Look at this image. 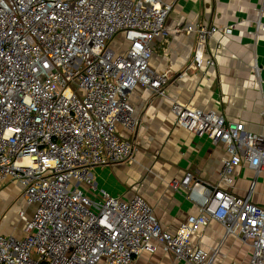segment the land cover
<instances>
[{
	"label": "built area",
	"instance_id": "2783aa9c",
	"mask_svg": "<svg viewBox=\"0 0 264 264\" xmlns=\"http://www.w3.org/2000/svg\"><path fill=\"white\" fill-rule=\"evenodd\" d=\"M171 10L166 0H0V183L19 182L25 204L17 214L22 235L0 233V264H132L159 249L185 264H216L221 246L192 242L211 221L224 229L221 243L232 236L247 248L245 260L228 264H264V208L249 193L222 188L232 186L243 162L254 172L252 183L264 172V134L173 102L176 124L227 153L217 183L190 172L170 182L199 211L174 232L161 228L139 194L111 196L92 178L93 166L131 157L130 141L117 132L118 125L131 131L137 123L128 92L141 86L163 94L169 82L149 59L152 41L168 34ZM234 27L174 28L196 37L185 71L212 66L207 41ZM248 33L264 37L259 17ZM119 35L120 51L110 46ZM262 71L253 65L259 83Z\"/></svg>",
	"mask_w": 264,
	"mask_h": 264
},
{
	"label": "crops",
	"instance_id": "0c3cea01",
	"mask_svg": "<svg viewBox=\"0 0 264 264\" xmlns=\"http://www.w3.org/2000/svg\"><path fill=\"white\" fill-rule=\"evenodd\" d=\"M166 1L172 3L166 20L168 34L152 41L149 66L157 73H167L169 82L163 94L141 86L128 92L137 123L131 131L118 125L117 132L130 141L131 157L121 163L93 166L90 172L107 167V174L95 177L98 188L120 199L139 194L152 207L161 228L174 232L199 211L186 198V190H175L170 182L190 172L203 182L217 183L227 153L222 144H213L207 135L198 136L176 124L173 102L216 111L229 122L242 123L248 133L264 134V83H259L253 72L254 64L264 68V37L255 39L248 33L258 17L264 24V0ZM197 22L235 27L232 34L217 32L207 41L206 56L213 58L212 66L185 71L196 37L193 33H175L173 29ZM253 176L254 172L243 162L234 171L232 186L222 184V188H229L238 196L249 193L251 202L264 208V172L252 183ZM22 190L17 181L0 183L4 216L13 200H23ZM30 209L27 208L29 215ZM223 233V227L211 221L193 234L192 242L202 248L221 246L223 256L216 264L245 260L247 252L243 250L247 248L232 236L221 243ZM132 264L185 263L159 249L152 254L143 252Z\"/></svg>",
	"mask_w": 264,
	"mask_h": 264
},
{
	"label": "rangeland",
	"instance_id": "374dc122",
	"mask_svg": "<svg viewBox=\"0 0 264 264\" xmlns=\"http://www.w3.org/2000/svg\"><path fill=\"white\" fill-rule=\"evenodd\" d=\"M110 46L113 48L117 47L118 49H122L123 47H125V43H124L123 38L118 36L116 39L111 41ZM104 170H108L107 167H98L97 173L95 171H92L91 174H92L93 180H95L96 176H102V175L107 174V171H104ZM0 196H1V193H0ZM3 200H4L3 197H0V203H3ZM4 209L6 208H3L2 210V207H0V233H3V234L6 233V234L13 235V236H19V233H22V230H21L22 225L20 224L18 220L17 214L20 210L24 209L23 200L20 197H18L16 200H13V202L10 204L9 211L7 212V214H5V216H4V213H5ZM243 251L247 252L246 249H244Z\"/></svg>",
	"mask_w": 264,
	"mask_h": 264
}]
</instances>
